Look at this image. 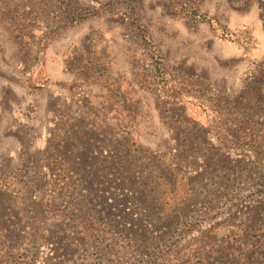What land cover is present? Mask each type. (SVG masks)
I'll return each instance as SVG.
<instances>
[{"label":"rangeland","instance_id":"rangeland-1","mask_svg":"<svg viewBox=\"0 0 264 264\" xmlns=\"http://www.w3.org/2000/svg\"><path fill=\"white\" fill-rule=\"evenodd\" d=\"M77 1L89 13L51 34L43 46L38 44L42 25L27 28L23 32L29 37L23 36L0 15V264H216L220 255L231 264L239 251L249 262L255 243L257 251L264 250V203L259 185L239 176L259 167L248 147L222 149L226 157H212V172L203 171L198 165L204 166L203 160L193 155L190 173H205L207 186L221 192L215 200L197 201L193 210L215 205L224 211L193 215L197 225L182 235L137 210L136 220H125L121 212L128 191L114 183L119 179L108 162L124 154L119 126L125 120L142 147L159 152L174 147L154 89L134 75V65L148 60L131 39V16L160 50L167 76L192 79L193 90L202 84V104L194 97L177 104L195 126L194 134L218 144L219 132L240 135L253 112L264 140V0H182L236 34L231 37L206 22L192 23L173 0ZM89 39L97 43L92 50L105 72L83 82L76 78L73 59L85 52ZM38 51L41 57L34 59ZM251 80L261 92V108L242 112L239 94ZM83 151L94 156L98 180L92 193L73 183ZM236 189L240 200L234 202ZM81 193L104 220V230L86 233L78 220L56 211ZM230 200L234 205L225 210ZM31 203L38 208L36 221ZM32 221L37 223L33 235ZM263 261L261 255L246 264Z\"/></svg>","mask_w":264,"mask_h":264},{"label":"trees","instance_id":"trees-1","mask_svg":"<svg viewBox=\"0 0 264 264\" xmlns=\"http://www.w3.org/2000/svg\"><path fill=\"white\" fill-rule=\"evenodd\" d=\"M174 5L179 6L182 9L181 13L191 20L192 23L206 22L213 30H219L220 35L224 37L236 35L219 25L211 15L200 12L197 7L188 4L186 1L173 0ZM87 11L79 5L77 0H0V15L9 20L15 29L21 31V35L29 37V34H25L23 31L27 28L32 29L35 25L40 24L44 27L43 34L38 41V44L41 43L42 46L45 45V40L51 34L67 24L83 19L89 13ZM128 24L131 31V39L139 46L148 60L147 64L146 61H142L134 65V75L146 87L154 89L155 106L163 122L167 124L171 132L174 147L166 152L148 150L142 147L133 137L134 133L131 126H129V121L121 122L119 129L121 131V144L124 154L108 162V168L113 171L116 179H119L114 181V183L128 191L123 196L125 209H122L121 216L125 220H136L133 214H136L137 212L134 210H137L144 215V219H149L156 224L158 222L161 227L168 229L169 232L172 231L175 235H182V233H186L197 225L195 221H191L193 215L215 216L218 213H223L224 210L218 209L219 207L217 208L215 205L205 209L201 208L198 211L193 210L197 201L204 203L210 199L211 201L215 200L221 192H217L219 188L207 186V183L204 182L205 173H190L188 168L196 164L193 160V155H196L203 160L204 166L198 164L199 167L203 171L212 172V157L216 154L226 157L222 149L226 150L228 147L234 148L238 146L248 147L258 159L259 167L254 174L248 171L247 174L239 173V176H243L242 182L258 184L261 187L259 189L257 186L256 190L257 194L262 195L261 199L264 203V140L260 135V123L253 119L255 114L252 112V114L250 113V115L246 116L245 123L249 124L243 128V134H232L233 137H228L219 132L217 134V137H219L218 144L209 140L205 135L197 136L194 134L195 126L188 120L183 108L179 105L177 106V104L182 101H189L190 97L199 99L202 104L203 98L199 96L202 84L193 90L192 79L184 75L178 76V78L180 77L179 80L178 78L176 80L167 76L164 70L162 54L147 30L132 16ZM91 41V39L87 41V45L84 48L85 52L75 53L77 55L73 59L75 67L79 71L76 73V78L77 80L81 79L83 82L92 76H101L105 72V66L99 61L97 56L98 52L92 50V48L98 47L96 46L97 43ZM90 45L91 47L89 48ZM39 57H41V54L38 51L34 59ZM184 79L189 80V82ZM200 82L198 80V83ZM195 91H197V94ZM117 94L116 92L115 96H118ZM162 96L165 97V100L159 98ZM239 99L240 104L243 105L242 112H248L246 110L250 108L255 112L257 108H261L259 105L262 102V95L256 80H251L243 87L239 94ZM167 104L169 106H166ZM177 110L179 111L177 112ZM89 152L83 151L77 155L75 161L77 178L75 179L76 182L73 183L76 189L84 187L92 193V186L98 180V176L95 165L91 162L94 156H90ZM60 171L68 179L65 170L61 169ZM239 190H235L237 194L233 196L234 202L240 200ZM78 195V198L72 203H68L62 208L56 207V211L61 215H67L71 221L78 220L86 233L98 231L99 229L104 230L105 222L96 215L90 200L82 193ZM234 202L230 200V204L225 210L231 208ZM34 203L28 205L30 212L34 214L32 215L34 218L32 220L36 221L37 217L35 215H37L38 211L36 209L38 208ZM215 209H217L216 212L211 214L210 212ZM193 212L194 214H192ZM195 212L199 214H195ZM31 227L33 229L32 235L36 234L37 223L32 221ZM33 238L37 240V237ZM262 247H264L263 244ZM257 248L258 245L255 243V249L249 251V262L246 260L245 253L239 251L237 256L230 258L231 264H238V261H241L242 264H246V262L256 263L259 256H264V250L257 251ZM230 252L235 254V251ZM220 261L225 264L222 255L218 257L216 264H221ZM199 264H208V261L204 262V260H201ZM262 264H264V261Z\"/></svg>","mask_w":264,"mask_h":264}]
</instances>
